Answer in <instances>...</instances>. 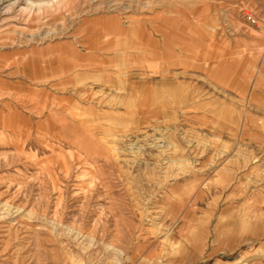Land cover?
<instances>
[{"label":"rangeland","instance_id":"1","mask_svg":"<svg viewBox=\"0 0 264 264\" xmlns=\"http://www.w3.org/2000/svg\"><path fill=\"white\" fill-rule=\"evenodd\" d=\"M51 1L0 0V264H264V0Z\"/></svg>","mask_w":264,"mask_h":264},{"label":"crops","instance_id":"2","mask_svg":"<svg viewBox=\"0 0 264 264\" xmlns=\"http://www.w3.org/2000/svg\"><path fill=\"white\" fill-rule=\"evenodd\" d=\"M194 7H197V5H195ZM180 23L177 22V20L175 19H171V18H165V19H160L156 22V26L154 27L155 29H159L161 32H166L168 35V38L163 39V41H157V40H151L148 43H146L148 45V48H152L150 54H148V52H146L145 54H140V53H133L131 56L133 57V59L138 60V61H145L147 63H149L147 65V67H155V70H161L162 72L168 71L170 70V68L173 66L172 63H175V61L178 59L179 56L182 55V51L183 49H185V47L187 46V41H185L183 36L182 31H180V27H179ZM121 26L116 25L115 26V30L116 31H120ZM102 45H105L106 47H109L111 45H113L114 40H103L101 41ZM138 44H143V43H138ZM190 44V43H188ZM134 45V44H133ZM160 46H162V48L165 49V52L163 53L162 56H160L159 54V49ZM133 48H140L138 46H133ZM30 65V66H29ZM26 66H28L29 68L31 66L35 67V78L39 79V82H43V83H50L53 77L54 73V69H55V63H54V59H46L44 61V63H41L40 60H35L30 64H26ZM62 67H58V69H63V71L65 72L66 65H61ZM153 71V70H152ZM123 73V72H122ZM144 74H146L147 72H143ZM150 73H156V72H150ZM140 79L143 78L142 73L139 75ZM117 78H120L119 76H117ZM42 79V80H40ZM132 79V77L128 78L127 80ZM119 80H123V79H119ZM139 80V79H138ZM133 82V81H132ZM138 82L139 85H148V81H134L132 84V86H136L135 84ZM52 83V82H51ZM155 93L159 92V89H154ZM77 91V89L75 90ZM83 94V93H82ZM67 132L65 134V138L69 140V142L71 143H76V145L80 148H84V149H89V148H93L96 149L97 143L96 141H94L93 139L91 140V137H89L88 134H84L81 133L82 135H77V134H72L74 133L73 127L71 128V126H67ZM249 218L251 220V217L249 215ZM248 229H250V222L247 226Z\"/></svg>","mask_w":264,"mask_h":264},{"label":"built area","instance_id":"3","mask_svg":"<svg viewBox=\"0 0 264 264\" xmlns=\"http://www.w3.org/2000/svg\"><path fill=\"white\" fill-rule=\"evenodd\" d=\"M240 14H241V16L242 17H244V19L246 20H248L249 18H251V14L247 11V10H245L244 8H240Z\"/></svg>","mask_w":264,"mask_h":264},{"label":"bare ground","instance_id":"4","mask_svg":"<svg viewBox=\"0 0 264 264\" xmlns=\"http://www.w3.org/2000/svg\"><path fill=\"white\" fill-rule=\"evenodd\" d=\"M57 0H52L51 2H56ZM41 7V6H40ZM39 9V8H38ZM163 131H164V129H162ZM162 131V132H163ZM161 138V137H160ZM154 140V139H153ZM159 146V145H158ZM163 146V145H162ZM3 216H4V214H2ZM2 220V219H1ZM5 220V219H4ZM7 231H8V228H7ZM24 232H26V231H24ZM28 232V231H27ZM31 234V233H30ZM20 235V234H19ZM27 236V235H26ZM21 240V239H20ZM27 242V241H26Z\"/></svg>","mask_w":264,"mask_h":264}]
</instances>
